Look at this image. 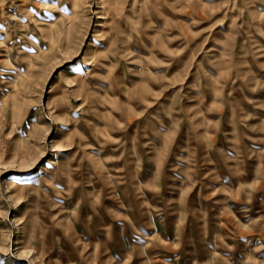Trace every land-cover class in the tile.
<instances>
[{"label": "rangeland", "instance_id": "obj_1", "mask_svg": "<svg viewBox=\"0 0 264 264\" xmlns=\"http://www.w3.org/2000/svg\"><path fill=\"white\" fill-rule=\"evenodd\" d=\"M75 1L0 0V264H264V0Z\"/></svg>", "mask_w": 264, "mask_h": 264}, {"label": "bare ground", "instance_id": "obj_2", "mask_svg": "<svg viewBox=\"0 0 264 264\" xmlns=\"http://www.w3.org/2000/svg\"><path fill=\"white\" fill-rule=\"evenodd\" d=\"M104 2V1H103ZM74 4H76L75 0H70V5L73 7ZM123 9V8H122ZM121 10H117L115 7H111L108 10L104 12L106 16H101V22H100V27L98 29V32L103 38L101 42H95L93 41L90 46H88V49L86 50L87 54H90V61H88L89 65L85 67V72L83 74H87L88 76L90 75L93 78H99L101 75L103 76V73H105V70L109 71L106 67L112 59H121L124 57L127 61H141V57L143 55L142 49L143 46L147 48V55L149 58H151V50L153 46V36L152 32L155 30L153 24L149 23L150 21L147 22L146 28H149L145 31L146 37L144 39H140V41H146V44L143 45L142 42L137 41V36H141V31H142V26L140 24L136 25L135 20L132 16V11H134L132 8H127V12L125 13V23L121 22V17H123V13L120 12ZM102 14V12H101ZM163 13H159L158 20L159 22H164L163 20ZM147 16L150 18L153 16V11L150 9V13L147 14ZM133 18V19H132ZM146 20V19H145ZM122 24L125 25V30H127V33L129 34V37H132V42L134 44L130 45L132 42L129 39V37L121 34V32L124 31ZM142 43V44H141ZM133 47L129 48V47ZM137 48V50H135ZM149 50V51H148ZM146 55V54H145ZM88 60V59H87ZM87 63V64H88ZM129 63V62H128ZM125 69H119L118 73L116 76H120L121 73L124 74ZM147 70V69H146ZM135 74H143L144 72L150 73L148 71H142V68H138L136 66L134 70H132ZM108 73V72H107ZM83 76V75H82ZM80 78V81H83V77H76ZM76 81L78 79H75ZM133 83V82H132ZM8 99H9V95ZM55 162V161H54ZM61 168V171L64 172L66 170V166L64 164L58 166ZM65 173V172H64ZM116 177V176H115ZM12 185H16L17 181L12 180L10 182ZM120 245V244H117ZM120 252V249H118Z\"/></svg>", "mask_w": 264, "mask_h": 264}]
</instances>
